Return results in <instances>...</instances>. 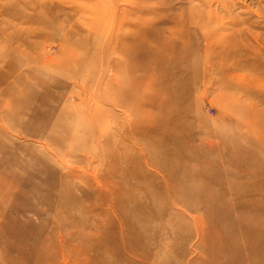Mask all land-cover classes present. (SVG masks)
<instances>
[{"label": "rangeland", "instance_id": "1", "mask_svg": "<svg viewBox=\"0 0 264 264\" xmlns=\"http://www.w3.org/2000/svg\"><path fill=\"white\" fill-rule=\"evenodd\" d=\"M216 38L209 58L262 77L264 0H0V264H256L264 135L245 109L264 85L216 75ZM78 245L89 260L64 255Z\"/></svg>", "mask_w": 264, "mask_h": 264}, {"label": "bare ground", "instance_id": "2", "mask_svg": "<svg viewBox=\"0 0 264 264\" xmlns=\"http://www.w3.org/2000/svg\"><path fill=\"white\" fill-rule=\"evenodd\" d=\"M130 12H132V11H130ZM214 17H216V15H214ZM193 19H195V18H193ZM164 19H162L161 21H163ZM159 21V20H158ZM195 21V20H194ZM140 22L141 23H143V24H145L146 25V23L144 22V21H142V20H140ZM147 23H149L150 21L148 20V21H146ZM152 23H154L153 21H152ZM152 23H149V26L148 27H151L150 25H153ZM148 27H146V29H148ZM156 29V28H155ZM140 31V30H139ZM152 31V30H151ZM160 31L162 32V30L160 29ZM144 33V32H143ZM142 33V34H143ZM153 33V32H152ZM145 35V34H144ZM163 35V34H162ZM156 36H157V34H156ZM146 37V36H145ZM147 38H149V37H146V40H148ZM155 38V37H154ZM157 38H160V41H158L159 42V46H158V44H157V49H159L158 51H159V53H163V52H165V51H169V50H171L172 51V49H173V47H174V43L170 40V39H165V40H163L162 42H161V37H159V35L157 36ZM144 39V38H143ZM227 40H228V38H216V39H213V40H211V41H209V43L207 44V46H206V50H205V52H206V55L208 56V61H206L207 63H208V65H214V67H215V69H216V72H215V74L216 73H218V72H224L223 74H225V72H226V70L228 69V68H230V67H228V65H227V63L225 62V60L223 59V57H221V55H217V57H213V55H212V57L211 58H209L210 57V54H208V52H212L213 51V48L214 47H216L219 43L220 44H222V43H226L227 42ZM229 40H231V39H229ZM145 43V39L144 40H141L140 41V43L139 44H144ZM149 44V43H148ZM151 44H152V42H151ZM156 44V43H155ZM155 44H152V46H155ZM150 45V44H149ZM149 45H147V46H149ZM164 46H169V47H167V48H164ZM220 46V45H219ZM150 47V49L151 48H153V47H151V46H149ZM156 47H154V49L156 48ZM156 49V50H157ZM169 49V50H168ZM230 56H231V54H230ZM229 57V56H228ZM173 59V58H172ZM186 59L187 58H185V57H182V56H174V61H177V60H182V61H186ZM194 62H195V59L193 60ZM259 63V62H258ZM264 63V62H263ZM230 66V65H229ZM231 69V71L229 72L228 71V73H226L225 74V76L226 77H224V78H228L229 80H231L232 82H233V84H234V87L236 88V89H239V88H243L245 91H247L248 93H250V95H251V93L253 94L254 92H255V90L258 88V87H260V86H262V85H264V79H263V77H264V69L263 68H261V70H258V71H255V73H254V75L256 74V75H258V76H262V77H253V76H250L248 79H247V81L244 83V82H242L243 81V76L241 75V73L239 72V70H241L242 69V64L241 63H236L234 66H233V68H230ZM209 73L210 72H208V77H209ZM252 73V72H251ZM199 74H197L196 72H195V74H194V78H196L197 76H198ZM217 75V74H216ZM224 76V75H223ZM223 76H221V77H223ZM228 80V82H230ZM137 81V80H136ZM223 81V80H222ZM232 82H230L231 84H232ZM229 84V83H228ZM119 89H122L123 91V93L125 92V90H124V88L122 87V86H119ZM259 89V88H258ZM225 91V90H224ZM126 93V92H125ZM229 93V92H228ZM226 94V93H225ZM128 95V94H127ZM128 96H130V95H128ZM170 97H172V95H169V97L167 98V100L166 101H168V103H166V104H163V105H165L166 107H168V108H170V109H173L174 108V105L176 106V102H177V99L176 98H170ZM142 101V100H141ZM143 102V101H142ZM125 103H126V101H125ZM118 104V103H117ZM116 104V105H117ZM160 103H158V107H157V109H160L159 107L161 106V105H159ZM247 107H246V112H245V114L248 116V119H250V121H251V123H252V125H253V129H255L256 130V132L255 133H257V134H259V136H263L264 135V107H262V106H257L255 103H254V101L252 100V99H249V102L247 103ZM119 106V105H118ZM120 106H121V103H120ZM111 110V109H110ZM244 111V110H243ZM169 112H167V114H168ZM178 118H179V116H178ZM154 119V117H153V115L152 114H149L148 115V117H147V120H149L150 122H152V120ZM173 126H174V124H173ZM157 127H162V124H158L157 125ZM141 132L142 133H148L149 134V132H147L146 131V129L145 130H141ZM173 132H174V130L172 129V128H170V130L168 131V133L167 134H163V133H160L159 134V132L156 134V136L160 139V140H162L163 138H165V137H168L169 139H171V138H175V135L173 134ZM174 136V137H173ZM181 139V138H180ZM175 140V139H174ZM173 140V141H174ZM183 140V139H182ZM253 145H258V144H256V143H254V142H247V145H246V148H249L250 149V147L251 146H253ZM163 145H161V147H162ZM200 148V147H199ZM246 148L245 149H243L245 152L246 151H249L248 149L246 150ZM207 150H211L210 149V147L208 148V147H203V148H200V151L202 152V154H204V153H209V151H207ZM215 150H217L218 151V153H221L222 151H220V150H218V148L217 147H215ZM172 151H174V150H172ZM244 154H246V153H244ZM155 155H163L164 157H166V158H168V159H170V160H172V161H174L175 159H174V157L175 158H178V159H182V157L183 158H185V157H188V155H189V153H188V149L186 148V149H183V151H181V152H179L178 154H172V153H168L167 152V150L165 149L163 152H162V150L161 151H154L153 149L149 152V158H155L154 156ZM229 158L231 159L230 160V162H232V160L233 159H235V154H230V156H229ZM237 159H238V157H237ZM244 164H245V162H244ZM116 169H114V167L113 166H111L110 168H109V171L107 172V174L105 175V178H104V182L105 183H103V185H108L107 187H111V189L112 190H114V192H117V191H119L120 189H121V186H117V184H119L120 182H117V183H113V182H111L110 180H109V177L111 176L110 175V173H112L113 172V174H114V171H115ZM188 170V169H187ZM261 178H264V176H262ZM264 189H262V191H263ZM261 191V192H262ZM176 196H177V194H176ZM263 196H264V194H263ZM180 198V197H179ZM179 202V201H178ZM180 202H181V200H180ZM244 234H245V232H244ZM258 235H259V238H260V241H259V243H257V245L255 246V247H249V248H247L248 249V254H249V260L251 261V260H254L255 262H256V264L258 263V264H264V226L261 228V229H259L258 230V233H257ZM224 240V243H226V242H228V239H223ZM226 240V241H225ZM234 244H235V242L233 243V244H226V245H224V249L227 247V245H228V247H229V249H230V246H232L231 247V251H232V249L234 248ZM52 247H54V246H52ZM245 250H246V248H245ZM89 251H90V249H86L85 248V246L84 245H78V246H76V247H73V248H71V250L70 251H67L64 255H69V256H73L74 254H75V259L74 260H76V257H78V262H80L82 259V261L81 262H85V261H87V260H89V256H88V254H89ZM226 253L228 252V248H226ZM60 254V253H59ZM224 255H226V254H224ZM63 256V255H62ZM61 257V256H60ZM81 257V258H80ZM248 257H247V259H248ZM51 258H52V256H51ZM57 259V258H56ZM73 260V261H74ZM41 264H43V263H41ZM209 264H210V262H209Z\"/></svg>", "mask_w": 264, "mask_h": 264}]
</instances>
